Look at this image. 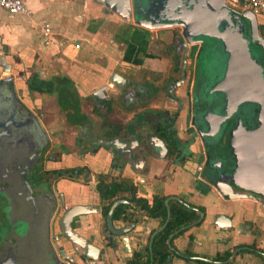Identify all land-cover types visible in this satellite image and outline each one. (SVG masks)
Segmentation results:
<instances>
[{
  "label": "crops",
  "instance_id": "0c3cea01",
  "mask_svg": "<svg viewBox=\"0 0 264 264\" xmlns=\"http://www.w3.org/2000/svg\"><path fill=\"white\" fill-rule=\"evenodd\" d=\"M22 1L27 11L10 14L0 7V57L10 66L5 70L0 65V77L12 75L18 97L38 117L45 132L42 135L46 138L42 139L36 127L23 128L7 123L8 109L0 106V164L11 162L19 149L33 145V142L39 144L38 156L44 155L49 179L43 186L35 184L33 192L53 193L55 204H63L60 209L74 204L94 207L93 211L74 216L72 225L93 243L106 247L102 261H125L133 250L142 248L147 234L158 227L159 221L158 217L135 210L136 219L131 221L133 226L126 232L129 250H125L120 235L116 234L112 237L115 247L107 246L100 212L102 201L94 188L98 172L130 178L136 195L147 200L152 195L170 196L169 200L176 196L191 205L202 206V220L171 237V245L179 251L187 250V254L209 259H213L216 252L236 244L255 246L264 251V205L255 197L229 198L221 194L203 175L206 171L203 165L205 151L200 142L189 145L192 158L182 165L153 154L144 146L142 135L130 156L132 161L139 158L137 166L132 161H125L118 146L116 150L103 147L113 135L119 140L129 139L131 133L139 136V132L125 121L133 108H140L141 99L148 106L157 105L147 99L146 81L140 80L137 89L133 86L134 90L129 92L126 81L120 87L109 84V73L116 70L128 80V76L142 70L143 66L158 72L162 65L155 51L163 42L169 41L171 28L144 27L132 18L124 20L98 0ZM256 17L258 31L264 37V13H258ZM44 21L50 25L48 43L42 40L41 24ZM75 43H78L77 47ZM104 82L108 86V96L95 101L90 91ZM164 102L169 109L176 105L168 96ZM186 107V103L178 105V118L173 124L180 136L186 125ZM115 121L120 127L114 133L111 124ZM197 165H201L200 175H194ZM74 167H79L80 171H64V168ZM38 196H32L29 203L20 197L18 204L9 202L1 212L3 220L8 222L9 219L13 227L26 223V231L14 239L15 256L21 264L52 263L50 244L55 245L50 234L53 229L58 231L56 216L53 218L55 209L49 215L47 197ZM217 213L227 215L230 226L221 229L213 224V216ZM112 223L125 226L130 222L118 218ZM58 236L62 239L60 234ZM5 248L1 253L6 251ZM262 257L243 249L228 264H264ZM144 258V255L140 256L141 260ZM78 260L84 264L79 257ZM90 262L99 263L98 260ZM167 264L186 262L173 254Z\"/></svg>",
  "mask_w": 264,
  "mask_h": 264
},
{
  "label": "water",
  "instance_id": "95a60500",
  "mask_svg": "<svg viewBox=\"0 0 264 264\" xmlns=\"http://www.w3.org/2000/svg\"><path fill=\"white\" fill-rule=\"evenodd\" d=\"M104 7L111 12L117 14L120 18L128 20L136 14L139 15V19H134V22L144 27H159L162 25L171 26L179 25L180 34L184 38L185 43H198L204 44L208 37H212L222 46L225 55L224 69L216 80L215 87L219 90H225L227 92L228 100L235 105L240 99H253L257 101L259 105V119L262 120L264 125V37L258 31L257 17L250 9L237 10L234 7L225 3L224 0H98ZM225 24L220 27V23ZM180 34H175L173 43L176 44V39ZM259 46L263 53V62L260 58V53L256 51L252 46ZM0 65L3 69L8 70L9 65L5 64L3 58L0 57ZM107 81L114 86H122L126 81V77L116 70H112ZM107 84L106 82L99 84L90 91V96L95 101H98L101 97H107ZM0 94L3 97L0 103L1 107L8 109L7 123L19 125L20 127H36L38 132L43 134L44 129L35 115L33 110L29 108L17 95V91L13 84L12 75L0 77ZM264 127V126H263ZM232 131V129H231ZM45 135V134H44ZM116 137L107 140L103 145L105 149L112 148L116 150ZM144 146L158 157H165L167 153V145L162 138L147 134L146 140H143ZM138 145L135 138L133 144L131 140H121L118 144V150L124 153V159L126 162H131V153ZM232 152L234 155V168H239L238 163V147L234 142L232 145ZM142 149L141 147H139ZM40 149V147H38ZM219 150V149H216ZM207 155V154H206ZM208 160V157H207ZM218 160V158H216ZM139 158L136 157L133 162L134 165H138ZM212 161V160H211ZM210 161V164L212 165ZM131 162V163H132ZM216 169V168H215ZM263 173L264 168L260 169ZM227 176L221 172L219 168L217 174L212 181L214 187L223 195L231 198L236 196H249L251 194L246 192L233 191L228 179L237 184L235 178V170ZM23 181L29 188L31 197H39L38 195H44L49 201V215L55 209L54 216L57 219L58 231L51 230V239L54 242L53 246L50 244L52 250V263L48 261L47 264H81L78 257L84 264H95L90 261H99L97 264H101L102 256L105 253V246L98 245L91 241V239L77 232L72 221L74 216L80 213L90 212L94 210L92 206H86L82 204H74L65 209H60L62 202L55 204L53 199V193L40 192L35 194L29 185V182L22 177ZM248 185L254 190L260 192L259 201L264 205V178L263 175L256 177L245 178ZM241 185V184H240ZM174 199L182 202L195 209L198 216L188 224L180 226L170 232L166 239V245L171 250L167 254L165 261L171 260L174 254L178 259H181L186 264H200L196 259H201L203 262H211L214 264H228L233 262L234 256L239 250L248 249L252 250L264 257V251L255 247H249L247 245H241L234 247L230 254L224 259H209L204 256L195 254H187L174 248L170 243V238L179 232L182 228L189 225L200 222L203 218V212L194 205L188 204L186 201L179 197L172 196ZM170 196L164 198V205L166 207V216L163 222L158 225L157 228L152 230L148 237L149 247V262L151 264L152 257L150 251V244L153 235L160 230L169 218V206L168 200ZM126 198H115L109 205V208L105 215V230L104 235L107 236V246L114 248L115 243L112 241L113 234L120 235V240L125 248L129 250L126 232L133 226V222L125 226H114L112 223V211L114 207L119 203H127ZM91 207V208H89ZM52 218V221H53ZM213 224L218 228H226L230 226V218L221 213H217L213 216ZM26 223L17 224L10 229L0 228V264H21L20 260L16 258L14 239L16 235H21L26 231ZM15 233H14V232ZM62 236V239L58 235ZM6 247V248H5ZM6 249V251L2 252ZM118 253H116L117 255Z\"/></svg>",
  "mask_w": 264,
  "mask_h": 264
},
{
  "label": "flooded vegetation",
  "instance_id": "af4514ba",
  "mask_svg": "<svg viewBox=\"0 0 264 264\" xmlns=\"http://www.w3.org/2000/svg\"><path fill=\"white\" fill-rule=\"evenodd\" d=\"M136 12L132 20L139 19ZM220 23V27L224 25ZM170 27L171 34L169 41L163 42L155 51L156 56L160 58L161 68L158 72L147 70L144 66L128 76L126 80L127 90H134L133 86H139L137 82L146 81L147 99L149 103H157L156 106L144 104V99L139 101V109L133 108L129 118L125 121L130 127L139 132L131 133L127 140L133 144L134 138L143 136L146 140L147 134L156 135L164 138L159 133V127H165L168 130H174L173 134L179 141L180 151L175 150L168 155L172 162L182 165L184 162L191 160L193 152L188 148L193 142H200L204 147V161L206 166L208 157L207 148L215 144L222 149V171L227 176L235 170L237 184L227 180L233 191L246 192L253 197H260V192L251 188L245 181V178L263 175L261 168H264V125L259 119V105L253 99H240L235 105L228 100L227 92L215 87V82L224 69L225 55L222 46L213 39L208 37L204 44L185 43L183 36L179 33L180 27L177 24L171 26L162 25L159 28ZM180 34L173 43L175 34ZM260 54L263 62L262 49L259 46H252ZM146 77V78H145ZM144 80V81H143ZM154 81V82H153ZM129 82H135L130 84ZM168 96L174 100L175 107L168 108L164 104V98ZM185 98V100L183 99ZM185 101V102H184ZM135 102V101H134ZM134 102L132 104H134ZM146 102V101H145ZM187 105L186 125L182 127V136L178 134L173 124L178 118V105ZM221 117L220 136L209 137L203 132L207 126V121H212ZM111 127L116 132L120 127L118 121L112 122ZM232 129V131H231ZM131 132V131H130ZM40 134V133H39ZM38 134V135H39ZM42 139L46 136L40 134ZM40 136V137H41ZM116 137V146L121 143L117 136H111L109 139ZM42 140H40L41 142ZM238 147L239 168L235 169L234 155L232 144ZM22 149H19L7 164H0V220L4 215L1 213L7 207L9 202L18 204L20 197L23 202H30L32 198L27 184L22 177L29 182L31 188L35 184L45 185L49 179L43 159L44 155L38 156L39 149L37 143L33 142ZM45 148L42 147V150ZM43 153V151H42ZM207 154V155H206ZM201 167V165H200ZM199 168L196 166L194 175H200ZM60 171V170H59ZM241 184V185H240ZM203 212V210H202ZM204 214V213H203ZM10 229H13L12 222L8 219ZM239 246V245H238Z\"/></svg>",
  "mask_w": 264,
  "mask_h": 264
},
{
  "label": "trees",
  "instance_id": "16d2710c",
  "mask_svg": "<svg viewBox=\"0 0 264 264\" xmlns=\"http://www.w3.org/2000/svg\"><path fill=\"white\" fill-rule=\"evenodd\" d=\"M159 133L164 137L163 141L167 145V154L170 155L175 150L180 151V144L178 139L174 136V130H168L165 127H159ZM213 147V146H210ZM207 148L208 160L206 161V171L203 172V175L212 182L215 178L217 171L214 170V166L210 164V161L215 159L212 156V148ZM218 149V148H217ZM79 167L74 168H64L65 172L71 173L73 171H80ZM215 172V173H213ZM94 188L98 194L99 199L102 201L100 212L102 216V225L105 228V215L109 208L110 203L115 198H126L127 203L117 204L112 211V220L113 219H124L127 222L135 221L136 215L135 210L138 212L145 213L152 217H158L159 225L163 222L166 216V207L164 205L165 195H152L150 200L142 196L136 195L135 185L130 178L125 176H110L103 172H98L95 174ZM189 204V203H188ZM169 206V218L166 221L165 225L158 230L152 237L150 244V251L152 261L151 264H167L165 258L171 250L166 245L165 239L167 235L175 230L176 228L188 224L193 221L198 213L195 209L184 205L182 202H179L175 199L168 200ZM200 210H203V207L200 205L196 206ZM182 228L181 230H183ZM180 230V231H181ZM179 231V232H180ZM151 230L147 234V240L140 249L133 250L131 255L125 259V264H148L149 262V247H148V237ZM171 243V238H170ZM240 244L232 246L230 249H226L223 252H216L213 255V259L219 260L226 258L231 250ZM254 246L253 243L249 244ZM255 247V246H254ZM185 253L189 251L185 250ZM144 255L143 260L140 259V256ZM264 260V257H262ZM197 263L203 262L201 259H196Z\"/></svg>",
  "mask_w": 264,
  "mask_h": 264
},
{
  "label": "built area",
  "instance_id": "2783aa9c",
  "mask_svg": "<svg viewBox=\"0 0 264 264\" xmlns=\"http://www.w3.org/2000/svg\"><path fill=\"white\" fill-rule=\"evenodd\" d=\"M225 3L234 7L237 10L250 9L255 14L264 13V0H224ZM0 7H2L6 12L12 14L16 12L27 11L26 6L22 0H0ZM41 34L44 43L50 41V25L48 22L44 21L41 24ZM75 47L78 43L74 44ZM110 84V83H109ZM200 165H197L199 168ZM101 264H125L124 260H105Z\"/></svg>",
  "mask_w": 264,
  "mask_h": 264
},
{
  "label": "rangeland",
  "instance_id": "374dc122",
  "mask_svg": "<svg viewBox=\"0 0 264 264\" xmlns=\"http://www.w3.org/2000/svg\"><path fill=\"white\" fill-rule=\"evenodd\" d=\"M43 40V38H42ZM221 117H217L215 119H213L212 121H207V126L205 127V130H204V134L209 136V137H216V136H220V130H221ZM213 147H210L212 148V156H215L213 158L211 163H212V166H214V170L217 171L219 168L221 169L222 171V150L219 151V150H216L217 148L218 149H222L220 146H217L215 144H212ZM216 158H218V160H216ZM215 173V172H213ZM4 219V218H3ZM0 220V228H8L9 227V223L5 220Z\"/></svg>",
  "mask_w": 264,
  "mask_h": 264
}]
</instances>
